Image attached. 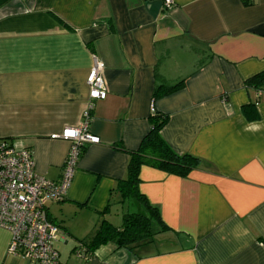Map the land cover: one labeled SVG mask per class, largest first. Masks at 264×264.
I'll return each mask as SVG.
<instances>
[{"label": "crops", "instance_id": "crops-1", "mask_svg": "<svg viewBox=\"0 0 264 264\" xmlns=\"http://www.w3.org/2000/svg\"><path fill=\"white\" fill-rule=\"evenodd\" d=\"M0 0V140L30 151L37 175L58 182L69 151L60 136L85 122L87 144L61 202L59 264H264V0ZM104 66V100L86 78ZM162 81L184 87L155 97ZM151 108L154 112H151ZM156 116L159 136L198 165L186 176L143 165L138 189L158 211L150 242L104 244L78 256L102 221L120 227L118 183ZM0 264H30L8 254ZM85 251V250H84ZM86 254V251L84 252Z\"/></svg>", "mask_w": 264, "mask_h": 264}, {"label": "built area", "instance_id": "built-area-1", "mask_svg": "<svg viewBox=\"0 0 264 264\" xmlns=\"http://www.w3.org/2000/svg\"><path fill=\"white\" fill-rule=\"evenodd\" d=\"M164 6L170 8L172 2L165 0ZM103 70V64L94 60L86 78L92 100L106 98ZM151 112H154L153 108ZM84 119L79 126L66 128L60 136H52L68 141L70 145L58 182L36 174L30 151L0 140V228L10 234L8 254L30 264H59L55 244L60 229L48 220L47 204L64 199L85 146L99 143L98 138L87 130L88 113L84 114ZM84 250L80 249L78 256L86 259Z\"/></svg>", "mask_w": 264, "mask_h": 264}, {"label": "trees", "instance_id": "trees-1", "mask_svg": "<svg viewBox=\"0 0 264 264\" xmlns=\"http://www.w3.org/2000/svg\"><path fill=\"white\" fill-rule=\"evenodd\" d=\"M246 86L260 90L264 84V75H256L246 81ZM184 87V81L166 85L160 81L155 87V97H166ZM151 132L142 142L139 150L130 154L127 167V177L118 183V191L123 199H136L145 209V214L126 213L123 215L120 227H114L107 221H102L99 228L90 237L81 242L80 248H85L86 255L93 253L98 247L112 243L118 248L128 251L145 245L153 237L154 225L161 222L158 211L153 208L146 197L139 192V172L143 165L163 170L169 174L186 176L198 165V160L191 155H178L171 151L159 136V131L166 122V117L156 116Z\"/></svg>", "mask_w": 264, "mask_h": 264}, {"label": "rangeland", "instance_id": "rangeland-1", "mask_svg": "<svg viewBox=\"0 0 264 264\" xmlns=\"http://www.w3.org/2000/svg\"><path fill=\"white\" fill-rule=\"evenodd\" d=\"M133 206L134 204L131 203L130 200L125 201V204H124L125 213H137L136 209Z\"/></svg>", "mask_w": 264, "mask_h": 264}]
</instances>
